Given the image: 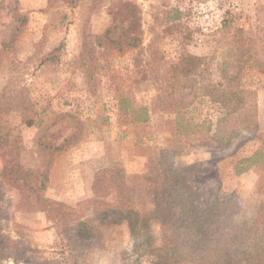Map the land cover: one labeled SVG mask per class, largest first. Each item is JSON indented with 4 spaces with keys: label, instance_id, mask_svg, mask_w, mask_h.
I'll return each instance as SVG.
<instances>
[{
    "label": "rangeland",
    "instance_id": "obj_1",
    "mask_svg": "<svg viewBox=\"0 0 264 264\" xmlns=\"http://www.w3.org/2000/svg\"><path fill=\"white\" fill-rule=\"evenodd\" d=\"M122 1L68 8L63 0H0V95L20 107L0 113V130L9 132L28 185L0 177V264H151L165 246L190 237L192 206L219 228L211 237L220 250L207 264H264V234L229 257L224 234L248 231L264 214V49L242 45L264 29V0H130L139 8V46L77 66L85 34L116 23L111 10ZM173 7L182 12L175 22ZM184 28L193 31L189 41H181ZM181 42L207 58L209 80L235 78L252 91L250 125L243 124L250 111L225 114L206 96L185 109L164 108ZM52 50L54 61L41 63ZM120 96L147 107L149 119L134 122L119 109ZM23 109L33 125L22 122ZM39 194L68 206L69 228L82 220L90 236L59 231L33 209ZM127 209L133 221H145L135 235ZM258 225L264 230V218Z\"/></svg>",
    "mask_w": 264,
    "mask_h": 264
},
{
    "label": "trees",
    "instance_id": "obj_2",
    "mask_svg": "<svg viewBox=\"0 0 264 264\" xmlns=\"http://www.w3.org/2000/svg\"><path fill=\"white\" fill-rule=\"evenodd\" d=\"M80 0H63L64 4L68 8H74L78 6ZM96 1V0H95ZM169 19L175 22L182 15V12L178 8H171L169 11ZM113 13V19L116 23L107 27L103 33L98 35L85 34L83 39V49L76 59V65H85L88 61H98L102 57L112 53H121L126 49L136 48L141 42V29L138 23L139 20V8L130 0H124L111 10ZM119 22V23H118ZM177 26V24H175ZM119 27V33L116 38L112 37L115 29ZM226 28V27H225ZM182 32L181 41H189L192 37L193 31L184 28ZM254 34L245 37L242 40L244 45L250 42L255 45H259L264 49V29L257 26ZM233 38L232 41H236ZM176 55V61L170 65V76L167 80L166 87L169 89L170 101L165 105V109L181 110L189 107L200 96H206L211 101L219 103L225 114H241L245 109L246 112L250 111V115L245 116L246 119L243 122L244 125H250L251 116H253L254 108L248 110L247 99L252 93L251 90L240 87L235 82V78H230L227 85L221 82H212L207 78L208 61L205 56L192 54L183 47ZM248 48L244 46L243 53H248ZM57 50L44 53L41 56V63L49 64L55 59ZM86 54H89L86 58ZM162 89V87H161ZM164 89V88H163ZM157 104L160 103L161 96L157 98ZM119 109L123 112H130L132 120L134 122H145L150 117V111L147 107L142 106L135 108L133 104H130L128 98L120 96L118 99ZM19 109V101L17 98L10 99V96L5 97L4 93L0 95V113L8 112L11 109ZM22 109V108H21ZM153 109V108H152ZM151 109V111H152ZM248 110V111H247ZM30 112V111H29ZM23 109L19 111L22 122L26 126L34 124L35 117ZM247 160L254 162L255 155ZM0 177L11 186H15L21 189V186L28 187L27 183H24V168L19 160V152L11 144L8 131L0 130ZM93 182V186H94ZM182 195V194H180ZM35 210L44 211L49 219L56 220V225L62 227V230L74 229V235L79 238L86 239L90 236L87 225L82 220H76L75 224L70 226L72 222L69 220L68 213L63 211L65 208L69 210V207L60 202H52L42 197L40 194L35 196L33 200ZM191 210L193 214L187 223V227H190V237L181 242L174 244L173 246H165L166 252L157 254V257L151 264H178L179 262H189L202 258L205 260V264L208 263V258L213 252L220 250V245L217 241L211 237L213 233L219 231L216 227V223L211 218V215L206 212L197 213L192 206ZM64 209V210H65ZM63 211V212H62ZM195 211V212H194ZM132 211L126 210V218L128 219V226L132 235L137 234L139 224L144 223V219L140 222L133 221L131 219ZM138 218V216H136ZM264 218V214H259L255 219L253 226L248 231L231 233L229 230L225 231V255L227 257L234 253H238L251 245H254L253 236L256 234L263 235L264 230L260 231L258 228V222ZM71 221V222H70ZM227 221V220H226ZM184 222V223H186ZM183 223V224H184ZM59 227V228H60ZM68 227V228H67ZM3 241V234L0 226V244ZM162 249V248H161Z\"/></svg>",
    "mask_w": 264,
    "mask_h": 264
}]
</instances>
